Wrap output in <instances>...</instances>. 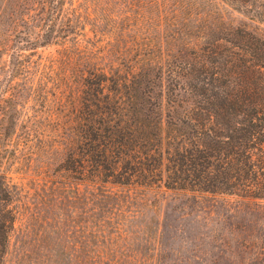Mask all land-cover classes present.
I'll use <instances>...</instances> for the list:
<instances>
[{"label":"trees","instance_id":"1","mask_svg":"<svg viewBox=\"0 0 264 264\" xmlns=\"http://www.w3.org/2000/svg\"><path fill=\"white\" fill-rule=\"evenodd\" d=\"M94 2L90 20L37 0L33 37L9 56L17 71L21 52L56 47L63 171L115 204L160 189L264 201V0Z\"/></svg>","mask_w":264,"mask_h":264},{"label":"rangeland","instance_id":"2","mask_svg":"<svg viewBox=\"0 0 264 264\" xmlns=\"http://www.w3.org/2000/svg\"><path fill=\"white\" fill-rule=\"evenodd\" d=\"M94 1L63 9L98 19ZM38 9L0 0V264H264V201L160 189L144 205L115 204L63 171L69 106L56 47L21 52L17 71L9 58L32 39Z\"/></svg>","mask_w":264,"mask_h":264}]
</instances>
